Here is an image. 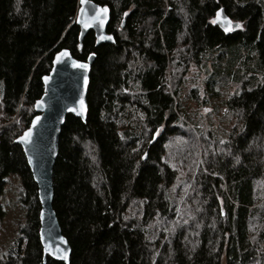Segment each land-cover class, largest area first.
Segmentation results:
<instances>
[{"label":"trees","instance_id":"16d2710c","mask_svg":"<svg viewBox=\"0 0 264 264\" xmlns=\"http://www.w3.org/2000/svg\"><path fill=\"white\" fill-rule=\"evenodd\" d=\"M94 1L111 9L112 43L92 30L80 43L79 0H0V197L16 174L26 211L0 264H65L44 261L38 187L15 142L63 48L96 54L87 119L67 116L53 168L69 264H264V0ZM220 8L241 27L213 23ZM210 61L206 95L217 79L242 83L220 101L234 120L224 139L182 108L190 69Z\"/></svg>","mask_w":264,"mask_h":264},{"label":"water","instance_id":"95a60500","mask_svg":"<svg viewBox=\"0 0 264 264\" xmlns=\"http://www.w3.org/2000/svg\"><path fill=\"white\" fill-rule=\"evenodd\" d=\"M97 8H107L106 14H101L103 24L92 17L97 15ZM83 10V11H82ZM214 18L216 24L224 31L237 29L234 21L227 15L223 8L218 10ZM111 20V9L108 5H102L94 0H79V8L75 23L79 26V41L82 43L86 34L93 31L96 38V45L114 42V35L108 31ZM85 21L88 26L85 27ZM241 25V24H240ZM111 37V39H101L100 37ZM68 52L66 57L57 59L58 54ZM96 54L91 53L87 60H79L73 56L71 51L63 48L57 51L52 61V67L48 74L42 77L44 86L43 94L36 100L34 109L35 116L30 125L23 133L15 139L25 154L28 166L33 179L38 187V199L40 202V229L39 238L43 250L44 261L50 257L65 264L70 263L71 246L67 238L63 235L56 212L53 208V168L58 156L59 138L62 127L68 115H74L82 121H86L88 114L87 94L90 83V73ZM73 61L87 64V68L73 67ZM48 77L47 80L44 78ZM87 78V83H85ZM81 101H83V112H81ZM75 109V111H73ZM36 117L40 119L37 121ZM33 121H36L35 124ZM32 135L28 141H21L19 137L29 129ZM155 141L153 139L151 144ZM146 157V153L144 158ZM57 248L62 251H57ZM67 259H64V253Z\"/></svg>","mask_w":264,"mask_h":264},{"label":"rangeland","instance_id":"374dc122","mask_svg":"<svg viewBox=\"0 0 264 264\" xmlns=\"http://www.w3.org/2000/svg\"><path fill=\"white\" fill-rule=\"evenodd\" d=\"M210 69H212L211 61L206 67L190 69L182 93V108L191 123L199 122L202 127H210L218 136L224 139L234 120L230 116V111L225 106H221L220 101L224 100L222 98H227L228 95L237 92L242 87V83L234 80L229 82L227 88L224 89L220 85H225V83L217 79L215 85L216 96L214 94L209 96L208 93L206 95L203 90ZM251 70L250 68L248 70L249 76L253 73ZM192 87L198 88L197 99H193L189 93ZM205 98L206 101H204ZM219 102L220 105H218ZM22 190L20 178L16 174L11 175L0 197V254L7 253L10 250L13 241L18 236L19 222L26 217V211L20 198Z\"/></svg>","mask_w":264,"mask_h":264},{"label":"snow or ice","instance_id":"6c2138e0","mask_svg":"<svg viewBox=\"0 0 264 264\" xmlns=\"http://www.w3.org/2000/svg\"><path fill=\"white\" fill-rule=\"evenodd\" d=\"M81 3L83 4V3H84V0H81ZM82 11H83V10H82ZM107 11H108L107 8H97V9H96L97 15H96V16H93L92 19H93V20H98V21L100 22V24H103L104 21H103V19L101 18V14H106ZM219 16H220V13L217 12V17H219ZM212 22H213V23H216V20H213ZM84 23H85V27H87V26H88L87 21H85ZM236 27L239 28V27H241V25H240V24H236ZM100 38H101V39H111L110 36H109V37H103V36H102V37H100ZM67 55H68V52H67V51L62 52V53L58 54L57 59H61L62 57H66ZM72 66H73V67H78V68H84V69L87 68V64L77 63L76 61H73ZM44 79L47 80L48 77H45ZM85 83H87V78H85ZM80 103H81V112H83V101H81ZM73 111H75V109H73ZM39 119H40L39 117H36V120H37V121H38ZM35 122H36V121H33L34 124H35ZM31 135H32V129L29 128V129L24 133L23 136L19 137V139H20L21 141H25V142H26V141L29 140V138L31 137ZM57 251L59 252V251H62V250L59 249V248H57ZM63 258H64V259H67V253H66V252L64 253V257H63Z\"/></svg>","mask_w":264,"mask_h":264}]
</instances>
